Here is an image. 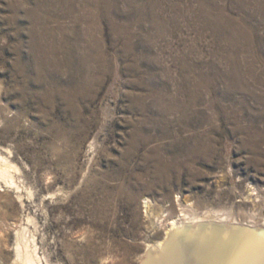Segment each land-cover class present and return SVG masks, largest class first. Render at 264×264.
<instances>
[{
    "label": "rangeland",
    "instance_id": "374dc122",
    "mask_svg": "<svg viewBox=\"0 0 264 264\" xmlns=\"http://www.w3.org/2000/svg\"><path fill=\"white\" fill-rule=\"evenodd\" d=\"M254 5L0 0V94L20 115L0 124V154L18 169L15 184L0 179V264H20L21 246L41 264H140L167 229L153 224L146 198L167 218L181 209L264 217V10ZM42 15L51 20L40 25ZM32 29L53 31L46 42L57 47L40 67L33 60V90L49 65L68 88L60 46L72 30L73 60L85 66L79 77L102 75L92 98L75 96L76 113L57 102L49 120L38 101L18 103L15 33L27 39ZM107 106L112 117L101 131ZM50 123L59 127L49 131ZM133 135L139 148L128 154ZM141 157H180L182 165L156 177ZM156 182L140 195L141 184Z\"/></svg>",
    "mask_w": 264,
    "mask_h": 264
},
{
    "label": "bare ground",
    "instance_id": "6f19581e",
    "mask_svg": "<svg viewBox=\"0 0 264 264\" xmlns=\"http://www.w3.org/2000/svg\"><path fill=\"white\" fill-rule=\"evenodd\" d=\"M252 1L255 2V5L253 7L255 10H258V11L264 10V0H252ZM241 3L244 5L245 2H241ZM40 6L38 8H40ZM43 15L40 17H37L40 22V25H43V22L45 21L51 20V18L48 15H45V16ZM220 16H222L221 13H220ZM41 17H43L42 20H41ZM216 23H217V20H216ZM219 25L222 26L221 24ZM48 27L49 26H47V28ZM64 30L67 31L68 29L64 28ZM52 32L53 31L51 30L50 31L48 30L47 32V29H46V32L36 33L32 29V30H29V35L27 39H25L21 35L22 32L16 31L15 33L16 42L14 45L15 59L13 62V71H14L13 82H14L15 91L19 93V96H17L18 101H19L18 103H20V105H24V104L30 103L32 100L38 101L39 106L42 108L41 111L43 110L45 112L46 117L49 118V120L53 115L54 106L57 102L65 101L68 108L71 111L76 113V105H75L76 103L74 102L75 96L80 95L81 97H83V99L84 97L86 98V96L89 98H92L93 94L97 90L99 83L101 82L100 77H102V75L96 76L95 74H93V72H90V71L88 75L79 77V75H82V70H83V67L85 66L79 63H76V61L73 60V59H76L75 51L78 48V41H76L73 38V36L71 38L72 33L73 34L76 33L75 30L74 31L72 30V31H69L70 35L68 37L65 36L63 40H61V46H60L61 47L60 50L62 52L61 55L63 58H65L63 62H64V66L66 67V71L68 70L69 73L72 72L71 74L73 75L71 76V79L68 82L69 86L68 88H66L67 90L64 89L65 81L55 80V78L51 77V74H50L51 65H49L47 69L40 68L44 73V77L39 79L40 81H37L38 83L37 90H33V85L35 84L34 82L35 77L33 75V69H32V65L35 64V63H32L33 60L34 62L36 61L39 62L37 64L40 67V64L41 65L45 64V61L49 62L50 59L52 58V55L55 54L57 51V47L55 46V44L50 43L49 45H47V42H46L48 41L46 40L47 37H50L54 34ZM68 43L71 44V47L67 46ZM61 65L63 64L61 63ZM61 65L59 64L58 66H61ZM73 70H75L76 72H73ZM44 71H46V74ZM184 83H186V81ZM186 90L188 91L189 89L184 88L183 92H187ZM3 98L4 96L0 94V124L11 127L17 123L20 115L18 112L12 113V111L9 110L2 103ZM44 107L46 108L49 107L50 109L49 108L45 109ZM105 114L107 118H106V121L103 123V127L101 128V131L105 128V125L108 119L112 117L109 106L105 108ZM57 127H59L57 123L51 124V126L49 127V131H52L54 128H57ZM134 136L135 135H133V137L129 139L128 154H129L130 149L135 150L139 148L140 142L137 141L136 140L137 138H135L136 136L135 137ZM97 139H98V135L96 136L94 140V144ZM9 153L12 154V151H10ZM126 158L128 160L132 159V157H126ZM141 159L143 163L151 164L152 171L154 172L156 177H158L159 174L172 170V168H175V167L180 168L182 165L181 164L182 161L178 160L180 159V157H171L170 159L171 161L168 160L166 157H141ZM12 168L18 170L15 167V165L11 164V162L7 158H5V156L0 154V179L5 181L6 184H10V183L15 184V180L13 176L11 175ZM157 184L158 182L149 184L148 186H143L144 184H141L142 189L141 191H139L140 195L141 193L143 195L148 194L149 192L152 191V188H154ZM145 204L147 206L146 208L147 213L150 216H152L151 218H153V224H157L161 228L167 225V229L161 239L157 240L154 244L153 242L149 243L148 249L143 256V259L140 261V264H264V217L262 219L259 218L258 221H252L250 219V220H247V222H244V221H240L234 215L226 213V212H222V211L206 210L202 215L201 214L199 215L195 212L192 213L191 211L188 212V211L181 209V212L178 216L167 218L164 212L162 213L155 212L154 201L152 199L146 198ZM21 247L19 249V255H18V257L19 256L21 257L20 264H41L39 263L40 260L39 261L37 260L35 254L32 253L29 248L22 250Z\"/></svg>",
    "mask_w": 264,
    "mask_h": 264
}]
</instances>
